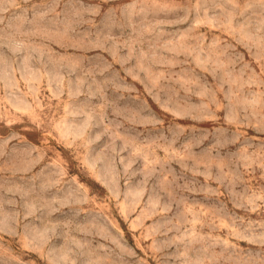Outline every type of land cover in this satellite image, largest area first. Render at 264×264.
<instances>
[{
    "label": "rangeland",
    "instance_id": "1",
    "mask_svg": "<svg viewBox=\"0 0 264 264\" xmlns=\"http://www.w3.org/2000/svg\"><path fill=\"white\" fill-rule=\"evenodd\" d=\"M0 264H264V0H0Z\"/></svg>",
    "mask_w": 264,
    "mask_h": 264
}]
</instances>
